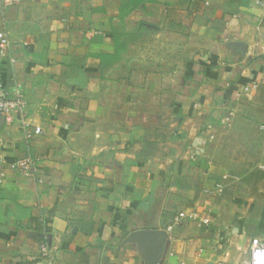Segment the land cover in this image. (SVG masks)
I'll use <instances>...</instances> for the list:
<instances>
[{
    "label": "crops",
    "instance_id": "0c3cea01",
    "mask_svg": "<svg viewBox=\"0 0 264 264\" xmlns=\"http://www.w3.org/2000/svg\"><path fill=\"white\" fill-rule=\"evenodd\" d=\"M3 17L0 80L42 133L0 120V264H50L43 241L53 264L240 263L264 242V0H22ZM29 154L42 184L10 169ZM185 209L211 223L176 226Z\"/></svg>",
    "mask_w": 264,
    "mask_h": 264
},
{
    "label": "built area",
    "instance_id": "2783aa9c",
    "mask_svg": "<svg viewBox=\"0 0 264 264\" xmlns=\"http://www.w3.org/2000/svg\"><path fill=\"white\" fill-rule=\"evenodd\" d=\"M22 0H0V14L4 19V14L8 7L20 4ZM0 57L9 60L11 64H16V59L12 53L11 40L7 33L0 35ZM258 83L246 85L237 94L240 96L242 93H249L258 89ZM29 104L25 98L22 86L15 82L11 91L7 90L0 80V120L11 124L14 120H18L21 130L24 133L25 139L28 141L33 140L35 136L42 133L39 128L31 130V125L28 119ZM264 129V126L262 127ZM10 169L19 173L24 179L30 180L36 184L43 183V175L41 171V160L33 154L26 155L19 158L10 164ZM6 178L5 172H0V187ZM223 187L218 189L221 193ZM191 221L201 225H209L211 220L208 217L201 215L195 209H185L178 214L175 220V225H182L184 222ZM41 258L53 264V256L49 245L46 241L39 244ZM218 264H264V242L254 240L251 244L247 258L244 262L231 263L220 262Z\"/></svg>",
    "mask_w": 264,
    "mask_h": 264
},
{
    "label": "rangeland",
    "instance_id": "374dc122",
    "mask_svg": "<svg viewBox=\"0 0 264 264\" xmlns=\"http://www.w3.org/2000/svg\"><path fill=\"white\" fill-rule=\"evenodd\" d=\"M244 235L246 237H250V236H253L252 234H255L252 230V228H250V226H246L245 229H244ZM242 246V240H241V244H240V247ZM243 247V246H242ZM240 252H243V251H240Z\"/></svg>",
    "mask_w": 264,
    "mask_h": 264
},
{
    "label": "water",
    "instance_id": "95a60500",
    "mask_svg": "<svg viewBox=\"0 0 264 264\" xmlns=\"http://www.w3.org/2000/svg\"><path fill=\"white\" fill-rule=\"evenodd\" d=\"M149 234H150V236H151L152 238H154V237L157 235L156 232H150Z\"/></svg>",
    "mask_w": 264,
    "mask_h": 264
}]
</instances>
